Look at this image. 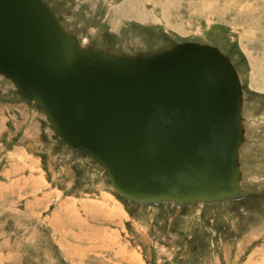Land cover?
I'll return each instance as SVG.
<instances>
[{
  "label": "rangeland",
  "instance_id": "rangeland-1",
  "mask_svg": "<svg viewBox=\"0 0 264 264\" xmlns=\"http://www.w3.org/2000/svg\"><path fill=\"white\" fill-rule=\"evenodd\" d=\"M83 46L216 47L242 85L239 195L139 203L0 74V264H264V0H45Z\"/></svg>",
  "mask_w": 264,
  "mask_h": 264
},
{
  "label": "water",
  "instance_id": "water-1",
  "mask_svg": "<svg viewBox=\"0 0 264 264\" xmlns=\"http://www.w3.org/2000/svg\"><path fill=\"white\" fill-rule=\"evenodd\" d=\"M0 74L124 197L185 204L239 195L242 85L216 47L108 53L81 45L45 0H0Z\"/></svg>",
  "mask_w": 264,
  "mask_h": 264
},
{
  "label": "bare ground",
  "instance_id": "bare-ground-1",
  "mask_svg": "<svg viewBox=\"0 0 264 264\" xmlns=\"http://www.w3.org/2000/svg\"><path fill=\"white\" fill-rule=\"evenodd\" d=\"M79 42V41H78ZM235 68V67H234ZM235 70H236V68H235ZM236 72H237V70H236ZM3 76V75H2ZM237 76H238V73H237ZM6 78V77H5ZM238 80H239V78H238ZM239 84H240V82H239ZM39 107V106H38ZM40 108V107H39ZM41 109V108H40ZM42 110V109H41ZM241 111H242V90H241ZM241 123H242V118H241ZM241 142H242V139H241ZM237 157H238V154L236 155V163H237V166H238V161H237ZM240 180V179H239ZM238 180V181H239ZM237 184H238V182H237ZM182 205V204H181Z\"/></svg>",
  "mask_w": 264,
  "mask_h": 264
}]
</instances>
